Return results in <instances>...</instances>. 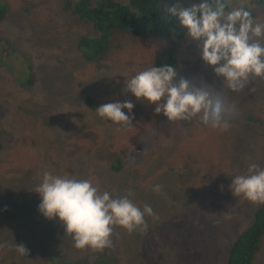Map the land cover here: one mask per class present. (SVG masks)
<instances>
[{
    "label": "rangeland",
    "instance_id": "1",
    "mask_svg": "<svg viewBox=\"0 0 264 264\" xmlns=\"http://www.w3.org/2000/svg\"><path fill=\"white\" fill-rule=\"evenodd\" d=\"M6 2L9 16L0 24V264H226L261 206L235 198L229 186L250 164L264 167V78H250L232 92L182 29L180 43L118 31L109 57L88 63L76 44L80 36H95L92 26L63 12L60 0ZM227 3L264 23V5ZM170 57L178 76L222 90L235 106L227 128L198 120L169 123L127 92L126 79L169 65ZM29 68L31 87L23 85ZM125 100L135 104L133 127L98 117L101 105ZM113 156H122L118 172ZM45 172L91 180L114 197L150 205L155 216L145 218L146 230L114 228L111 246L101 251L76 249L62 225L38 211L35 190ZM253 264H264V237Z\"/></svg>",
    "mask_w": 264,
    "mask_h": 264
},
{
    "label": "clouds",
    "instance_id": "2",
    "mask_svg": "<svg viewBox=\"0 0 264 264\" xmlns=\"http://www.w3.org/2000/svg\"><path fill=\"white\" fill-rule=\"evenodd\" d=\"M227 8L226 0H200L191 6L174 3L166 14L183 30L186 40L196 44L198 56L222 85L239 92L250 78H264V23L255 22L245 8ZM125 89L137 102L153 105L155 114H162L169 123L198 120L208 128H227L235 114V106L226 101L222 90L178 76L172 65L138 72L125 80ZM134 107L131 100H125L103 104L96 112L106 122L133 127ZM231 181L235 198L264 205V167L250 164L246 174ZM160 190V185L153 186L154 192ZM35 192L40 197V214L60 223L80 250L110 247L114 228L129 233L146 230L145 218L155 216L150 205L141 208L127 196L114 197L88 179L45 172ZM16 247L26 254L23 245Z\"/></svg>",
    "mask_w": 264,
    "mask_h": 264
},
{
    "label": "trees",
    "instance_id": "3",
    "mask_svg": "<svg viewBox=\"0 0 264 264\" xmlns=\"http://www.w3.org/2000/svg\"><path fill=\"white\" fill-rule=\"evenodd\" d=\"M60 2L63 12L70 13L78 22L90 23L95 33L93 37L80 36L77 39L76 47L82 59L88 63H103L110 55L112 40L118 31L128 32L138 38L163 40L174 38L176 43L182 42L184 36L178 24L167 17L166 12L174 3L191 6L198 4L200 0H127L126 4L118 0H60ZM254 3L261 6L264 5V0H254ZM9 10L6 0H0V24L7 20ZM226 10H229V5ZM176 64L175 58L170 57L169 65L175 67ZM25 76L23 85L33 86L34 75L30 68ZM250 119L255 122L253 118ZM113 157L118 164L112 169L118 172L122 168V156ZM263 237L264 205H261L253 215L251 227L243 231L232 244L226 264H253L261 250Z\"/></svg>",
    "mask_w": 264,
    "mask_h": 264
}]
</instances>
